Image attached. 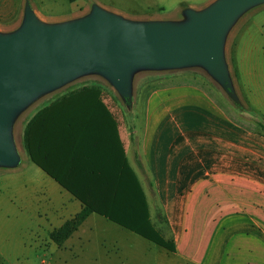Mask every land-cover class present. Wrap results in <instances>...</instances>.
<instances>
[{
	"label": "crops",
	"instance_id": "1",
	"mask_svg": "<svg viewBox=\"0 0 264 264\" xmlns=\"http://www.w3.org/2000/svg\"><path fill=\"white\" fill-rule=\"evenodd\" d=\"M185 1L179 3L197 4ZM236 60L239 75L242 59L237 55ZM39 99L27 108L17 143L19 163L0 170V223L24 219L29 197L34 216L36 205L47 204L48 227L55 230L83 207L31 161L24 146L27 127L32 156L58 179L118 163L122 149L155 229L149 199H157L174 251L101 216L115 233L100 241L104 259L116 258L119 264H264V135L238 120L198 80L163 79L131 125H121L107 101L94 93ZM70 158L76 160L72 169ZM9 198H15V207ZM43 215H37L38 223L46 221ZM93 215L98 214L90 213L55 256L64 250L76 258L85 251L80 230ZM137 244L142 247L138 259L129 262L128 252Z\"/></svg>",
	"mask_w": 264,
	"mask_h": 264
},
{
	"label": "water",
	"instance_id": "2",
	"mask_svg": "<svg viewBox=\"0 0 264 264\" xmlns=\"http://www.w3.org/2000/svg\"><path fill=\"white\" fill-rule=\"evenodd\" d=\"M262 3L215 0L202 10L186 9L180 23L132 22L94 6L81 18L45 24L26 5L19 27L0 33V167L19 163L17 117L41 96L88 73L103 76L126 100L138 70L199 66L236 97L224 39L246 10Z\"/></svg>",
	"mask_w": 264,
	"mask_h": 264
},
{
	"label": "rangeland",
	"instance_id": "3",
	"mask_svg": "<svg viewBox=\"0 0 264 264\" xmlns=\"http://www.w3.org/2000/svg\"><path fill=\"white\" fill-rule=\"evenodd\" d=\"M180 1L185 0H0V33H10L19 27L26 5L37 19L45 24H58L81 18L94 6L132 22L180 23L187 19L186 9L202 10L215 0H189L197 3L194 7L179 3ZM223 55L233 93L244 106V112H240L231 103L225 89L199 66L175 70H138L132 75L131 97L126 100L122 99L109 81L98 73L77 77L45 94L39 100L43 103L55 95L74 94L83 88L95 89L98 92L96 95H101L107 101V105L113 109L120 124L131 125L135 124L137 115L143 111L147 95L161 84L163 79L193 78L198 80L208 93L221 101L238 120L259 130L255 120L264 121V3L249 8L234 22L225 36ZM237 55L242 59L243 68L239 75ZM27 111L29 109L24 110L17 117V123L14 125L13 140L16 148L21 144L20 134L28 116ZM3 169H15V167H0V170ZM25 200L28 202L23 204L24 219L11 217L9 221L0 223V264H119L116 263V258L107 260L101 253L99 245L102 238H111L115 234L112 225L104 218L93 215L82 226L80 232L86 240V246H81L85 250L82 254L73 258L69 251L62 250V253L55 256L63 246H56L50 239L55 229L48 227L47 204L42 202L36 205L37 214L34 216L31 198ZM9 201L15 207V198H9ZM149 202H151V210L155 208L153 223L156 229L164 240L170 241L169 225L165 222V216L157 210L159 205L157 199L150 198ZM42 214H44L42 218L46 221L41 220V223H38L37 215L42 216ZM109 227L111 229H108ZM144 243L147 246L151 245L148 242ZM140 244H137L138 249H131L128 252L132 256L129 262L133 263L138 259L137 255L142 249Z\"/></svg>",
	"mask_w": 264,
	"mask_h": 264
},
{
	"label": "trees",
	"instance_id": "4",
	"mask_svg": "<svg viewBox=\"0 0 264 264\" xmlns=\"http://www.w3.org/2000/svg\"><path fill=\"white\" fill-rule=\"evenodd\" d=\"M224 89L231 103L240 112H244L245 109L240 100L232 96L231 90ZM85 92L98 94L95 89L87 88L74 92V94ZM255 124L259 128V132L264 135V121L256 119ZM26 135L27 127L25 128L24 146L31 161L54 178L60 186L66 189L83 205L82 210L74 218L67 220L60 228L51 233L50 239L56 245H61L90 213H95L135 232L168 251H174L172 240H164L158 230L150 224L145 196L137 178L123 157L122 149L120 150V160L118 163H105L97 171L89 170L86 172V175L82 173L81 175L73 176L68 181H62L45 166L40 165L32 156ZM69 163V169H72L76 165V160L70 158Z\"/></svg>",
	"mask_w": 264,
	"mask_h": 264
}]
</instances>
